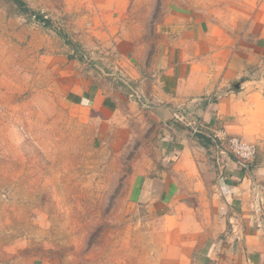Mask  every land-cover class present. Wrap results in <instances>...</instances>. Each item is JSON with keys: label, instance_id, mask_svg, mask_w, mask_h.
Returning <instances> with one entry per match:
<instances>
[{"label": "crops", "instance_id": "crops-1", "mask_svg": "<svg viewBox=\"0 0 264 264\" xmlns=\"http://www.w3.org/2000/svg\"><path fill=\"white\" fill-rule=\"evenodd\" d=\"M63 1L85 26L75 36L84 60L68 59L63 102L83 112L100 145L128 144L139 114L159 124L161 164L128 212L155 240V264H264V162L242 165L197 136L264 147V0L211 9L163 0L151 33L140 18L157 1Z\"/></svg>", "mask_w": 264, "mask_h": 264}, {"label": "rangeland", "instance_id": "rangeland-1", "mask_svg": "<svg viewBox=\"0 0 264 264\" xmlns=\"http://www.w3.org/2000/svg\"><path fill=\"white\" fill-rule=\"evenodd\" d=\"M23 1L0 0V264H155V240L128 212L132 193L161 164L159 124L142 112L128 144L95 141L83 112L63 102L68 59L84 60L75 36L85 26L63 0ZM154 1L140 18L145 32L163 17V0ZM260 204L264 219V194Z\"/></svg>", "mask_w": 264, "mask_h": 264}, {"label": "built area", "instance_id": "built-area-1", "mask_svg": "<svg viewBox=\"0 0 264 264\" xmlns=\"http://www.w3.org/2000/svg\"><path fill=\"white\" fill-rule=\"evenodd\" d=\"M213 138L218 140L224 148L234 154L241 163L251 162L258 155V147L255 144L248 143L237 136L215 133Z\"/></svg>", "mask_w": 264, "mask_h": 264}, {"label": "trees", "instance_id": "trees-1", "mask_svg": "<svg viewBox=\"0 0 264 264\" xmlns=\"http://www.w3.org/2000/svg\"><path fill=\"white\" fill-rule=\"evenodd\" d=\"M19 6H24L25 4H24V1L23 0H14ZM35 15H36V17L38 18V20H40V21H42L45 25H50V22H51V20L50 19H45L44 18V16L42 15V14H40V13H35ZM69 42V44H71V45H74V47L76 48V49H78V46L76 45V44H74L73 42H71V41H68ZM197 133H199V134H197V136H198V139H199V141H203L204 142V145H209V143H213L214 145L217 143L215 140H214V138H213V136L212 135H206V134H203L202 132H197ZM216 142V143H215ZM257 158V157H256ZM254 159L253 161H251V162H247V163H241L242 165H245V166H247V165H249V164H251V165H254V164H257V159Z\"/></svg>", "mask_w": 264, "mask_h": 264}]
</instances>
